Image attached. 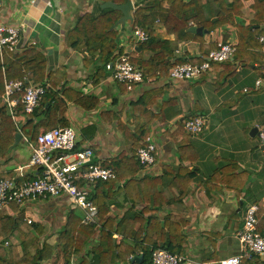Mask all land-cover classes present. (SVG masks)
Instances as JSON below:
<instances>
[{
    "label": "crops",
    "instance_id": "1",
    "mask_svg": "<svg viewBox=\"0 0 264 264\" xmlns=\"http://www.w3.org/2000/svg\"><path fill=\"white\" fill-rule=\"evenodd\" d=\"M130 1L133 3L132 15L139 0ZM182 1L189 3L191 0ZM200 1L202 7L198 8V21L202 24L216 22L223 5L217 0ZM232 1L225 0L227 5ZM2 2L1 19L4 23L17 25L25 22L31 28V32L22 34L18 54L21 55L23 49L30 46L42 52L46 59V77L52 73L58 81L54 87L51 79L45 78L43 83L50 85L49 91H60L64 86V89L71 87L85 95L97 94L99 104L96 108L85 110L68 101L65 113L68 125L77 132V147L90 146L95 161L105 163L122 152L134 158L135 153L131 152L132 147L127 144L119 123L134 128L132 103L145 91L158 87L163 92V99L172 101L165 109L166 117L152 121L151 135L157 144L158 155L153 166L142 167V174L158 175L166 168L172 167L176 171L183 165L197 175L198 179L190 185L188 195L181 202H172L164 208L165 212L176 214L185 221L182 229L187 237V247L181 253L185 258L182 264H219L222 259L239 255L236 234L242 227L244 210L248 204L264 199V152L260 149L258 138V132L264 126V43L259 39L264 37V21L254 25L257 30L251 31L252 34L245 31V27L255 23L254 0H240L241 6L238 4L234 9V13L238 10L239 15H234L232 22H226L211 32L190 22L196 29H202L201 34L197 30H188L201 35L202 44L196 39H180L175 33L169 34L164 25L155 22L154 36L170 40L173 60L178 58L201 63L210 50L223 42L235 43L236 52L229 61L212 63L210 70L196 80H173L168 76L135 85L131 91L110 79L107 70L105 79L96 81L92 76L99 60L96 62L92 58L95 64L85 67L83 54L67 46V31L82 14L97 13L98 0ZM164 7L167 8L168 3ZM257 8L260 16L264 17V5ZM131 28L130 22L115 26L118 46L129 56L135 51L139 55L140 48L133 45L130 39ZM141 54L147 59L152 52ZM59 67H64V71L56 72ZM107 110H112L111 114L103 116L102 112ZM152 111L159 110L152 108ZM198 116L204 117L206 125L198 136L193 137L186 132L190 149L182 152L186 159L181 160L179 147L183 145V138L179 136L176 139L172 131L178 121ZM24 122L25 116L18 115V125ZM25 139L28 138L23 134L7 156L0 160V173L10 174L11 179L6 180L18 184L34 179L39 172L38 167L28 165L30 149ZM173 191L177 193V190ZM165 193L172 198L170 188L167 187ZM110 203H116L112 214H119L125 200L119 194L117 200ZM19 208L24 210L27 220L42 225L41 239L51 245H56L69 211L82 214L72 207L65 196L27 201ZM2 212L14 214L11 206ZM116 234L123 237L115 232V243ZM18 235L19 232L15 231L9 243L18 244ZM122 242L133 245L136 241L125 238ZM80 257L81 254H78V261ZM40 264H65L63 252L55 247L53 255ZM241 264H264V255L244 259Z\"/></svg>",
    "mask_w": 264,
    "mask_h": 264
},
{
    "label": "trees",
    "instance_id": "2",
    "mask_svg": "<svg viewBox=\"0 0 264 264\" xmlns=\"http://www.w3.org/2000/svg\"><path fill=\"white\" fill-rule=\"evenodd\" d=\"M112 1L116 4L126 3L130 0H98L97 13L86 12L79 16L73 27L65 36L67 46L83 54V64L90 66L98 59L93 78L98 81L105 79L107 72L105 65L124 51L118 46V31L115 24L122 17L119 10L101 8L100 4ZM223 8L219 12L216 22L202 24L198 21V8L201 9L200 0H191L184 3L182 0H139L132 12L131 27H141L149 35V40L137 45L141 53L152 52L145 59L139 53L130 55L131 62L139 67L145 80L157 81L168 77L169 70L178 63L187 60L174 59L169 39H160L154 36V24L159 22L165 26L169 34L175 33L180 39H196L203 43V37L189 32L193 22L197 27L211 32L226 22H232L234 15L239 11L234 9L240 5V0H234L227 5L225 0H217ZM168 3L165 8L164 4ZM255 16L254 24L245 27V31L257 30V23L264 21L258 12V5H264V0H254ZM241 27V26H240ZM87 51V54L84 52ZM95 64V63H93ZM46 59L42 52L34 46L23 49L21 55L5 51L3 60L0 57V98L4 91V76L8 79H24L27 83H42L45 78H50L52 85L56 87L58 81L52 73L46 77ZM63 72L64 67H59L56 72ZM122 85L123 83L116 82ZM162 99V103L159 100ZM68 101L84 108L94 109L99 104L97 94L85 95L81 91L64 86L59 90H50L45 93L37 108L30 114H25L24 107L18 103L16 114L24 115L25 122L19 126L21 132L30 140H35L41 131H47L55 127H67L65 113ZM171 100L163 99V92L158 87L145 91L132 103L134 128L127 124L119 123V128L125 136L127 144L135 153L145 139L151 134L152 121L164 118L165 109ZM152 108L159 111H152ZM112 110L102 112V115L111 114ZM118 119V118H116ZM188 119L184 118V121ZM184 121L177 122V127L172 135L183 138V145L179 148V158L186 159L182 152L190 149L188 135L184 127ZM17 127L7 110L0 102V160H3L15 139ZM78 148V147H77ZM115 172V178L100 181L94 186L91 199L98 208L97 222L95 224H82L81 216L74 211L66 215L65 224L60 231L56 245H51L41 239L43 227L39 222H27L25 212L16 203L10 206L14 210L13 215H6L0 210V264H40L48 260L54 253V248L61 249L65 264H70L72 256L81 254L77 264H120L128 262L131 255H143L141 264H151L152 250L156 246L166 247L174 253L181 254L187 247V237L182 226L183 219L173 213L165 212L164 208L172 202H181L189 193L191 184L197 181L194 170L180 165L179 168H166L158 175L142 174V166L125 152L118 154L110 161L103 163ZM10 178V174L0 173V180ZM15 183V182H13ZM18 184V183H15ZM172 191V198L165 193L166 188ZM177 190L175 193L173 190ZM122 194L125 200L123 209L119 214H112L110 201L117 200ZM164 213V214H161ZM257 229L264 235V209L257 212ZM243 224V223H242ZM18 231V244L9 243L14 232ZM121 233L124 238L135 240L133 245L122 242L115 243L114 233ZM159 244V245H158ZM261 257V256H259ZM250 260V259H245ZM138 264V263H137Z\"/></svg>",
    "mask_w": 264,
    "mask_h": 264
},
{
    "label": "built area",
    "instance_id": "3",
    "mask_svg": "<svg viewBox=\"0 0 264 264\" xmlns=\"http://www.w3.org/2000/svg\"><path fill=\"white\" fill-rule=\"evenodd\" d=\"M34 2V1H32ZM3 6L0 0V57L3 60L5 51L20 52L22 34L31 30L25 22L17 25H9L1 19ZM33 28V27H32ZM31 32V31H29ZM130 39L133 45L145 43L149 35L141 27H133L130 30ZM260 41L264 43V37ZM34 44V43H32ZM236 44L232 42L219 43L215 49L209 51L207 58L201 63L181 62L169 70V77L173 80L191 81L201 77L210 70L212 63H223L232 59L236 52ZM97 61L96 57H93ZM105 68L109 72V78L115 82L123 83L128 91L135 85L149 82L145 80L142 70L135 66L127 53H121L111 62L106 63ZM259 83V81H258ZM50 85L27 83L24 79H8L4 76V91L2 104L9 111L17 132H21L18 125L16 107L21 103L25 114L32 113L42 98L50 89ZM206 125L204 117H192L184 121L186 132L191 136H198ZM23 137V134H22ZM260 144H264V126L258 132ZM30 149L29 166L39 168V172L32 180H24L15 184L10 180H0V210L16 203L19 206L27 201L49 199L65 196L72 207L81 211L82 224H95L97 222L98 208L93 204L91 193L100 181L115 178L112 168L93 159L94 151L90 146L77 148V132L72 126L55 127L47 131H41L35 140L25 139ZM158 155L157 144L150 134L141 146L136 150L134 159L143 167L148 168L155 164ZM264 209V199L258 203L248 204L243 213V224L236 237L240 245L239 255L228 257L219 261V264H241L244 259L264 255V235L257 229V212ZM31 223V219L27 220ZM116 244L120 245L125 238L115 235ZM131 255L126 264H137L132 261ZM184 257L174 253L166 247L156 246L152 250L151 264H182ZM77 256H72L70 264H77Z\"/></svg>",
    "mask_w": 264,
    "mask_h": 264
},
{
    "label": "water",
    "instance_id": "4",
    "mask_svg": "<svg viewBox=\"0 0 264 264\" xmlns=\"http://www.w3.org/2000/svg\"><path fill=\"white\" fill-rule=\"evenodd\" d=\"M101 7L102 8H112V9H116V10L121 11L122 17L117 21L115 26L120 24V23L132 22V20H133L132 15H131V11L133 10L132 1H127L126 3H122V4H116V3L112 2V1H106V2L101 4ZM196 30L200 34L202 33V31H201L202 29H200V28L196 29L194 26L189 28V31H192V32H194ZM21 42L22 41L19 42L18 48L20 47ZM21 138H22V133H20V132L15 133V135H14L15 141H14V144L11 146V148L13 146H15L20 141ZM260 149H261V151L264 152V144L260 146ZM142 260H143V255L142 254L134 255L133 258H132V261H135L138 264H141Z\"/></svg>",
    "mask_w": 264,
    "mask_h": 264
}]
</instances>
